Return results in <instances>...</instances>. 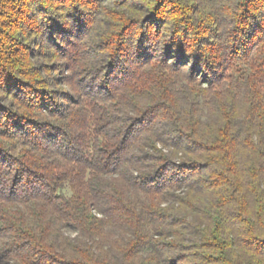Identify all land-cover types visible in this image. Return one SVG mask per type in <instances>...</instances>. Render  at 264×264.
<instances>
[{"label": "trees", "instance_id": "1", "mask_svg": "<svg viewBox=\"0 0 264 264\" xmlns=\"http://www.w3.org/2000/svg\"><path fill=\"white\" fill-rule=\"evenodd\" d=\"M80 1L0 0V80L28 106L16 47L105 0ZM194 1L123 0L78 110L42 90L51 134L48 109L0 102L20 142L0 155V263L264 264V0Z\"/></svg>", "mask_w": 264, "mask_h": 264}, {"label": "rangeland", "instance_id": "2", "mask_svg": "<svg viewBox=\"0 0 264 264\" xmlns=\"http://www.w3.org/2000/svg\"><path fill=\"white\" fill-rule=\"evenodd\" d=\"M194 2H196V0ZM80 4L85 10L89 9L87 8V4L90 3H87L86 0L80 1ZM101 4L100 6L95 3L94 7L97 9H95V11L93 10L94 14L89 13L91 17L86 15L87 13H79L84 12V10L77 11L72 17L67 13L69 9L62 13V15L65 16V21L63 22L65 25L63 23L61 24L67 27V31H64L66 35L68 34L67 39L63 37V34H60L56 36V40L48 39V42L39 43L36 39L37 37H33L31 34L24 37V39L22 37L23 44L16 48L22 49L23 59L21 62H23V68L26 73L19 81H22L21 85L35 83L39 89L35 88L36 91H34L32 96H34V98L37 97L36 99H38V101L41 99L42 103L37 104L36 102H29L28 106L26 101L22 100V96L17 95V91H15L16 88L11 87V84H8L9 82L3 80H0V84L7 83L11 88L7 87L5 91L0 88L2 90L0 91V102L7 107L12 106L13 110H17L24 121H28L24 116L25 114L35 119L36 117L34 114L42 112L43 115L44 112L46 113V111L49 110L50 112L45 115L46 117L43 115V118L48 122L43 123L48 127V134L53 132L54 127H52V125L57 126L56 124H58L57 114L51 113L52 110L49 105H46L47 107L44 105L47 101L41 96L43 93L42 90L51 93V96H48V98L54 100V102H58L61 110H66L67 113L69 111L73 113V110L77 111L78 109L76 108L79 98L85 95L90 90L89 85H92L91 83L96 81V41L100 39L101 35L105 36V33L109 30L111 25L113 26L112 20L116 16V14H113L114 11L119 12L125 10L124 7H122L123 0H116V2L105 0ZM102 11L105 13L103 14ZM83 23L88 24L86 32L82 33L79 37H73V43H71L69 37L73 32L83 27L81 26ZM8 31L10 32V30ZM9 34L13 35V33ZM56 42H58L59 45H57ZM8 44L10 43L8 42ZM8 44H6V46ZM39 49H42L43 52H34ZM23 52L26 53L24 54ZM18 56H20V54ZM32 67H34V69H32V71L29 70ZM36 78L43 80L41 85H38V83L34 81ZM18 83L20 86L21 82ZM21 89H23V87H21ZM38 93L40 94L38 95ZM32 104L40 105L39 107H33ZM2 109L3 108L0 106V111L3 112ZM11 118L13 117H0V155L5 156V154L9 153L15 157L19 155L17 148L20 142L18 137L15 135V137H12L13 134L7 132L6 123H8V128L14 127L12 125L13 123H11L14 119L11 120ZM59 118L62 119L63 116L60 115ZM63 130L66 131L68 129L63 128ZM33 131L36 132L35 128ZM67 233L72 236L76 235L72 230H68Z\"/></svg>", "mask_w": 264, "mask_h": 264}]
</instances>
